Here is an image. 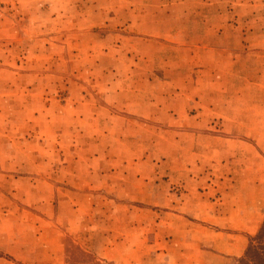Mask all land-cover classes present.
Instances as JSON below:
<instances>
[{"label": "rangeland", "instance_id": "obj_1", "mask_svg": "<svg viewBox=\"0 0 264 264\" xmlns=\"http://www.w3.org/2000/svg\"><path fill=\"white\" fill-rule=\"evenodd\" d=\"M171 1L0 0V264H66L68 240L107 264L245 253L264 220V38L241 56L234 35L264 22H161ZM202 2L180 10L233 15ZM157 101L179 114L136 110Z\"/></svg>", "mask_w": 264, "mask_h": 264}, {"label": "crops", "instance_id": "obj_2", "mask_svg": "<svg viewBox=\"0 0 264 264\" xmlns=\"http://www.w3.org/2000/svg\"><path fill=\"white\" fill-rule=\"evenodd\" d=\"M195 0H172L171 2H167V4H164L162 2V4H164L165 8L166 7H170V10L171 12L169 13L170 17L167 16V17H164V18H167L165 20H162L161 22H168V23H190V24H194V23H204V24H208V25H212V24H227L229 22V20H233L234 22L233 23H238L239 25L240 24H243L244 22L247 23V22H250L252 24H255L256 22H261L260 20H262V22H264V15L260 18L258 16V14H255V16L251 15L250 16H247V17H244L243 15H241L242 13L245 12H250V13H254L255 11L257 13H259V11L261 9H264V0H228L230 1V9H232V13L233 15L231 17H222L221 15L222 14H218V16H215L216 19H212L210 18V16H207V15H204L203 17H198L199 19H195L194 18V15H191V14H186L183 12V10H180V9H183V8H188V7H193L196 5L193 4ZM203 1L202 3V7H207V6H220L222 7L223 9L224 8H227V0H201ZM212 4V5H211ZM218 4V5H217ZM161 7V5L159 6ZM218 9V8H216ZM165 13H167V11H165ZM230 18V19H229ZM259 18V19H258ZM246 19H249V21H244ZM159 20H156L154 19L153 22H157L158 23ZM151 22V21H149ZM232 24V23H231ZM238 31H236L237 33L234 35V38L235 39H239L240 40V46H237L236 48H241L239 51L237 50L238 52V55H243L245 53V51H247L246 53H254L256 50V47L257 44L256 43H253L251 42L250 45H247V44H244L242 42V40H256L257 38H259V36H263L264 38V33H262L261 35H259L258 33H256L255 30H252L250 31V29H247L246 31L243 30V28H236ZM210 32V31H209ZM212 34V33H211ZM215 34L216 36H218L219 38H224V37H227V33H226V28H224L223 26H220V28H218L217 30H215ZM215 37V36H213ZM210 33L206 34L205 35V38L206 39H211L213 38ZM208 46V45H206ZM245 46V47H244ZM247 48V49H246ZM214 51V48H211L210 46H208V50L207 52H212ZM219 51L221 52H227L228 49L226 48H222L220 49ZM185 104V103H183ZM138 108L136 109L137 112H143L147 106H149V110L153 113H158V112H162V113H166V114H169V115H174V114H179L177 111L176 108H170L171 110L168 111V110H164V106H160V103L157 101V102H148V103H138ZM182 106H185V105H182ZM124 107V105H123ZM161 109V111H160ZM211 116V115H210ZM157 116H155L156 118ZM230 118V117H229ZM243 116L242 115H235L234 116V120H239V119H242ZM246 146V145H244ZM237 215V214H236ZM241 220L240 218H235V223L237 224V222ZM231 226V225H230ZM236 227V225H235ZM241 237V236H240ZM236 239H237V236H236ZM241 239V242H243V237L240 238ZM239 240V239H237ZM237 241L234 243V247L236 249H238L240 247V244H238L237 246ZM231 246V245H229ZM238 247V248H237ZM232 248V247H230ZM241 249V247L239 248ZM236 251H231V253H236ZM239 255H240V252H238ZM208 255H198V256H193V257H183V256H180V257H177V258H173V259H213L212 261L215 263V264H236L239 259H237V257H226V256H223L217 252H207Z\"/></svg>", "mask_w": 264, "mask_h": 264}, {"label": "trees", "instance_id": "obj_3", "mask_svg": "<svg viewBox=\"0 0 264 264\" xmlns=\"http://www.w3.org/2000/svg\"><path fill=\"white\" fill-rule=\"evenodd\" d=\"M66 253V264H107L71 240H68ZM237 264H264V220Z\"/></svg>", "mask_w": 264, "mask_h": 264}]
</instances>
